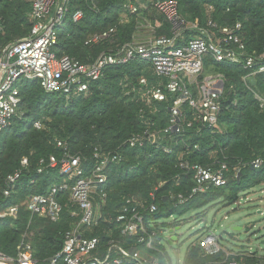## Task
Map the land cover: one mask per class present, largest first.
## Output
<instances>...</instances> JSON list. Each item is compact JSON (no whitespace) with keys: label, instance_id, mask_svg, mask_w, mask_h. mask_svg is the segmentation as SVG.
Returning <instances> with one entry per match:
<instances>
[{"label":"built area","instance_id":"obj_1","mask_svg":"<svg viewBox=\"0 0 264 264\" xmlns=\"http://www.w3.org/2000/svg\"><path fill=\"white\" fill-rule=\"evenodd\" d=\"M70 5L71 0H32L29 14L32 27L27 37L6 46L0 45V134L19 114L24 83L34 82L47 93L69 101L86 95L91 83L98 81L108 67L126 65L133 60L143 62L146 69H152L158 80L152 83L143 72L137 85H132L126 94L133 92L154 115H158L161 105L166 103V112L163 111L162 115L166 116L167 123L160 126L159 118L149 115L142 107L139 116L145 125L143 130L133 133L115 148H94L91 157L72 154L57 138V146L64 148L62 156L42 158L37 168L38 174L58 168L45 193L21 196L18 183L23 171L29 168L28 158H23L21 168L5 179L3 196L16 202L0 209V220L18 219L22 208L30 217L17 245L16 255L10 256L0 250V264H163L161 260L141 252L142 249L160 252L157 245L161 243L160 224L147 220V214L159 210L158 200L162 197L174 206L183 205L214 188L226 186L231 179L230 166L219 162L214 154L210 156L214 162L206 165L189 158L192 153L202 151L199 143L192 144L190 140L201 137L205 127L219 128L226 98L222 74L200 78L206 60L212 58L216 63L242 64L249 70L242 80L254 92L264 110V94L251 88V79L264 72V52L259 55L248 52L241 22L221 26L208 18L202 25L188 20L181 13L178 0H134L123 4L118 26L128 22L129 16L136 15V28L139 30V19L153 13L161 15L168 23L170 34L158 35L155 32L150 39H137L133 35L131 41L102 52L94 61L82 62L76 57L58 55L53 51L58 42V31L68 21ZM211 9L209 6L207 12ZM82 17L81 10L72 15L74 21ZM149 25L154 28L151 22ZM118 26L92 35L86 44L115 42ZM159 26L156 22L155 28ZM237 102V99L233 100V104ZM34 127L46 129L42 121H36ZM149 147L169 155L177 154V167L181 171L176 177L180 180L187 176L191 181L190 190H171L160 196V189L167 182L162 181L146 196L122 193L119 195L120 206H111L113 201L119 202L110 195L112 167L128 162L132 151H145ZM136 157L139 158L140 154ZM249 164L262 174L261 184L264 185V157L257 156ZM135 167L130 165L124 171L130 172ZM233 172L239 176L241 167L234 168ZM35 182L33 178L31 183ZM66 206L72 222L65 232L63 248L41 262L36 256L33 241L34 219L39 217L57 222ZM261 212L263 214L264 210ZM104 223L110 225L103 230V235L107 236L106 243L96 235ZM200 243L207 255L223 252L225 264H247L249 258L255 260L252 264H264V251L228 250L211 232L205 234Z\"/></svg>","mask_w":264,"mask_h":264},{"label":"trees","instance_id":"obj_2","mask_svg":"<svg viewBox=\"0 0 264 264\" xmlns=\"http://www.w3.org/2000/svg\"><path fill=\"white\" fill-rule=\"evenodd\" d=\"M127 1L134 0H71L68 21L59 29L58 42L53 51L58 55L76 57L82 62H91L102 52H108L131 41L137 26L136 15L129 16L128 22L118 26L122 6ZM178 1L181 13L190 21L205 25L210 18L221 26L241 22L248 52L255 55L264 52V0ZM209 6L212 9L207 12ZM31 9V1L0 0L1 46L27 37L32 27L29 16ZM78 10L83 12V17L74 21L72 15ZM159 16L160 26L157 28V34H170V26L161 15ZM115 25L118 26L115 42L86 44L92 35ZM148 70L145 64L138 60L130 61L126 65L110 66L98 81L91 83L86 95L69 101L57 94L47 93L34 82L24 83L21 87L20 103L22 116L13 117L11 124L3 131L4 139L0 141V209L16 202L6 199L2 189L7 175L21 168L23 158H28L29 168L23 171L18 183L21 196L48 191L58 168L43 174H38L37 168L42 158H48L50 155L62 156L64 148L57 146V138L65 143L72 154L91 157L94 148H115L133 133L143 130L145 125L139 116L142 107L149 115L159 118V125L164 126L167 120L162 114L163 111L166 112V103L161 105V112L154 115L137 100L133 92L126 94L132 85H137L142 73ZM215 73L225 77L226 85V98L219 118V128L205 127L201 137L191 139L192 144H200L202 151L192 153L189 158L206 165L214 162L210 157L214 154L219 162H226L230 166L231 179L226 186L214 188L183 205L174 206L161 197L158 200L159 210L147 214V220L157 223L159 219L171 217L175 213L183 215L223 198L235 203L239 200V192L261 184L262 174L255 171L249 163L257 156L264 157V110L254 92L242 80L249 70L242 64L216 63L209 58L200 78ZM251 88L264 94V72L256 74L255 84L251 83ZM234 99L238 100L236 105L233 104ZM36 121H42L46 129L35 128ZM177 148L179 150L180 145ZM131 154L128 162L112 167L110 195L119 202L113 201L111 206H120L119 195L122 193L146 196L162 181L167 182L160 189V196L167 195L171 190H190L191 181L187 176H182L180 180L176 177L181 171L177 167L176 153L169 155L149 147L145 151L134 150ZM138 154L139 158L136 157ZM130 165L136 167L130 172H125ZM236 167H241V173L237 177L233 172ZM33 178L36 180L34 184L31 183ZM29 217L28 212L22 208L18 219L0 220L2 252L10 256L16 255L17 245L26 231ZM71 222L68 206L57 222L39 217L34 219L33 241L36 256L41 262L62 250L65 232ZM109 226L104 223L96 231V235L102 237L103 243L107 241L103 230ZM176 226L177 223L160 225V237L162 238V230ZM157 245L160 248L161 243ZM149 253L155 254V251ZM224 259L223 252L215 256L207 255L201 243H198L188 250L185 264H225ZM253 261L255 260L249 258L246 263L252 264ZM162 263L165 264V261Z\"/></svg>","mask_w":264,"mask_h":264},{"label":"rangeland","instance_id":"obj_3","mask_svg":"<svg viewBox=\"0 0 264 264\" xmlns=\"http://www.w3.org/2000/svg\"><path fill=\"white\" fill-rule=\"evenodd\" d=\"M31 1L32 0H27ZM158 14H145L139 19L140 28L137 30L141 39H150L157 33L156 22L159 21ZM149 22L153 27H149ZM25 38V37H24ZM23 39V38H22ZM145 74L152 83L158 80L152 69ZM130 84V83H129ZM132 87V86H131ZM130 91V90H129ZM18 116H22L19 110ZM5 137V132L0 134V141ZM264 185L259 184L253 188L239 192V200L235 203L219 199L201 208L191 210L183 215L173 214L171 217L159 219L157 224L177 223L179 228L175 234L178 239L169 243L172 234L162 230L160 237V252L149 253L145 249L143 255L155 257L161 261H169L170 264H185V258L190 247L200 243L205 234L211 232L220 238L224 248L239 251H264ZM233 227H242V230H233Z\"/></svg>","mask_w":264,"mask_h":264},{"label":"water","instance_id":"obj_4","mask_svg":"<svg viewBox=\"0 0 264 264\" xmlns=\"http://www.w3.org/2000/svg\"><path fill=\"white\" fill-rule=\"evenodd\" d=\"M251 83L255 84V78L251 79ZM260 213H262L260 211ZM179 228V226H176L174 228H170L168 231L172 234L171 238L169 239V243L173 244L174 241L178 239L177 235L175 234L176 230ZM233 230H242V227H233ZM262 243L264 244V239L262 240Z\"/></svg>","mask_w":264,"mask_h":264},{"label":"crops","instance_id":"obj_5","mask_svg":"<svg viewBox=\"0 0 264 264\" xmlns=\"http://www.w3.org/2000/svg\"><path fill=\"white\" fill-rule=\"evenodd\" d=\"M136 27H137V26H136ZM136 30H137V28H136ZM133 35H135L137 39H141V38H143V37L137 36V35H138V32H136V31H135V33H134ZM132 39H133V36H132ZM132 39H131V40H132Z\"/></svg>","mask_w":264,"mask_h":264}]
</instances>
